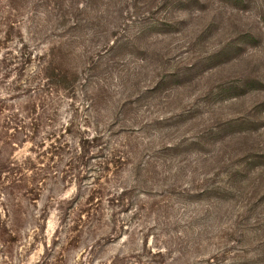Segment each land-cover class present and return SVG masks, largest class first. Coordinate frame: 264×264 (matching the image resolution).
Returning <instances> with one entry per match:
<instances>
[{
    "label": "rangeland",
    "instance_id": "374dc122",
    "mask_svg": "<svg viewBox=\"0 0 264 264\" xmlns=\"http://www.w3.org/2000/svg\"><path fill=\"white\" fill-rule=\"evenodd\" d=\"M169 1L168 7L158 5L160 9L139 10L141 19L123 27L126 31L119 35L125 40L145 32L147 40L144 49L159 47L167 52L169 59L176 62L171 66H178L174 71H181L180 78L181 75L185 77L183 81L162 87L147 102L141 103L139 111L137 109L133 115L154 121L186 111L183 117L186 121L184 127L172 120L167 123L164 120L160 126L152 122L150 137L146 135L141 139L139 135L142 134L137 132L135 141L145 143V139L149 138L148 143L152 140L153 147L159 149L162 145L191 139L195 133L214 125L217 120L250 116V120L259 126L253 129L251 137L239 136L238 141L234 140V148L239 152L238 157L246 151L259 158L254 163L240 161L234 166L241 174L239 180L244 181L241 186H236L235 191L240 194H236L230 205L222 207L206 197L186 199L178 194L168 196L164 192L167 184L162 169L158 168L150 172L148 183L142 184L147 187L144 190L146 195L134 193L131 200L127 198V203L132 206L126 210L109 202L120 187L133 184V173L125 166L116 174H110L109 183H105V179L97 181L110 188L111 192L109 194L107 190L104 194H94L92 200V187H99L93 183L101 169V161L93 158L95 154L86 141L94 136L93 129L98 122L102 128L115 114L124 120L125 116L116 111L114 105L125 91L123 83H129L127 93L133 90L136 82L143 90L154 81H159L156 76L158 64L151 62L149 55L146 57L131 47L100 54L106 32L109 35L113 28L107 31L105 19L97 16L93 8L92 11L89 9V0H0V41L8 39L6 46H1L0 50V97H15L16 108L30 118L26 131L23 130L29 135V138L25 136L27 143L16 147L13 155L21 162L32 157L45 177L37 202V211L45 218L44 230L38 234L30 232L29 236L14 243L12 253L7 254L9 258H0V264L3 261L7 264H108L114 255L123 250V244L126 246L136 239L139 244L142 239H148L149 247L153 248L159 241L162 243L160 247L186 254H175L171 264H211L212 261L214 264H225V261L227 264H264V197L260 198L264 194V0H246V8L242 5L233 8L228 0H201L200 6L192 3L193 8L180 5L187 0ZM135 11L125 9L118 21L112 20L113 24L119 23L122 28V22L131 19ZM164 23L167 27L158 28ZM196 28L205 29L206 35L202 39L195 35ZM249 33L258 37L256 46L247 37ZM238 37L246 38L241 42L244 58L227 51L230 42ZM220 50L227 51L231 61L216 62L218 70L214 72H218L212 77L206 76L208 64L201 68L205 78L195 74L190 80L183 74V68L189 63H196V59L209 62L208 58L218 55ZM22 53L27 55L24 58L27 60L28 54H32V62L26 65L23 73L14 72L18 64L10 66L8 62L1 63L6 55L18 60ZM42 55L43 61L40 60ZM92 57L101 61V69L96 74L88 70ZM141 59L146 62L142 63ZM46 61L53 62V65L43 71L44 79L37 75ZM54 69L56 73L66 69H73V73L77 70L78 80H73V88L66 91L58 86L52 87L53 90L46 93L50 96L53 92L56 105H47L48 109L44 110L38 103L36 113L32 114L29 107L32 108L35 99L30 100L32 90L25 85L32 82L35 88L36 85L47 84L46 77L51 76ZM92 75L98 76L102 80L100 83L110 88L107 101L94 107L91 99L99 79ZM250 75L253 76L251 79L256 78L262 84L250 83L249 91L239 89L244 94L232 100L236 101L235 104L224 101L225 98L223 101L213 98V103H210L202 97L204 91L216 85L243 86L247 82L245 77ZM45 89L50 88L45 86ZM218 91L215 88L213 94ZM67 128L72 130V134H65V139L71 142L70 148L62 142L63 148L58 155L52 154L50 145L56 138L59 139L53 138L52 134L59 135ZM9 131L10 134L16 133L15 129ZM113 133L114 141L121 142L123 135L119 126L114 128ZM215 149L211 147L208 151ZM201 152L197 148L194 152L186 151L181 159L191 158L194 167L198 158L209 156L208 152ZM220 166L217 167L224 170ZM191 167L187 168L188 173L192 172ZM196 168H201L199 178L202 182L201 174L207 173L205 171L209 168L205 165ZM1 203L0 195V212ZM89 203L93 206L89 207ZM96 205L98 208H94ZM89 208L97 209L98 225L107 223L117 227L114 232L110 230L109 235L113 238L107 240L106 245L101 243L100 233L88 228V214L82 211H89ZM100 213L104 215V222ZM120 236H124L121 241L118 240ZM20 253L24 256L23 262L20 261Z\"/></svg>",
    "mask_w": 264,
    "mask_h": 264
},
{
    "label": "trees",
    "instance_id": "16d2710c",
    "mask_svg": "<svg viewBox=\"0 0 264 264\" xmlns=\"http://www.w3.org/2000/svg\"><path fill=\"white\" fill-rule=\"evenodd\" d=\"M228 1L232 3L231 6L233 8H238L239 5H242V8H246L248 5L246 0ZM192 3L198 4L200 6L201 0H187L181 2L180 5L185 7L190 5L193 8L191 5ZM89 4V9L91 11L93 8L97 16L101 15L100 18L102 20L105 19L107 31L113 28L109 35L106 32L107 37L103 43V50H101L99 53L102 54L104 52L107 54L112 50H125L127 47L136 48L141 54L144 53V56L148 57L149 55V57H151V62L158 64L157 69H159V72L156 74V76L160 78H158L159 81H154L143 90L139 85V82H136L134 83L135 85H133V90L128 93L127 91L129 89V83H123L125 91L121 98H119L114 103V105L116 111L123 113L125 116L124 120L122 121L115 114V117L113 119L110 118V122H106L104 127L101 128L99 122L94 127V136L92 138L89 137L86 143L90 147L91 152H94L93 154H95L93 158L101 161V169L98 170L95 183H93L95 185H99V187L98 189H96L95 186L92 187L94 188V192L90 198L94 200V194H104L107 190V192L110 194L111 189H108L105 187V185L100 184L97 181L105 179V183H109L110 174L114 175L116 172H119L126 166L129 167L133 173V184L129 187H120L117 194L113 195L112 198L109 199V202H111L113 205L118 207L122 206L123 209L129 210V207L132 206L131 204L127 203V198L131 200V197L134 193L139 194V196H141V194L146 195L147 192L144 190H147V187L146 185L142 184L144 182L147 184L148 175L150 172L152 170L154 172L158 168L162 169V174L167 184V189L164 190V192L168 196H174L178 194L186 199H201L206 197L213 200L216 205H221V207L222 205H230L236 194H240L236 193V186H241L243 184L242 182H244L243 180H239V176L241 174L238 170L234 169V166L240 161H249L250 163H254L259 158L251 156V154L246 151L243 155L238 157L239 152H237L234 148L235 143H233V141H238L239 136L251 137L252 132H254L253 129H256L257 126H259L257 125V122H253V120L251 121L250 116L248 115L247 118L249 119L232 118L226 119L225 121L220 119L217 120L214 125L205 127L204 129L195 133L191 139H185V141L180 140L176 143L162 145L159 149L153 147L152 140L148 143L147 139L149 138L145 139V143L141 141L138 143L139 141H135L137 138L135 137L137 132L142 134L139 135L141 139H143L146 135L150 137L149 134L151 130L149 129L152 122L160 126L163 124L164 120H166V123L172 120L177 121L179 126L184 127V123L186 121V117L183 118L186 114V111H181L176 115L175 113H172L170 116L165 118L159 117L158 119H154V121H146L147 119L145 118L139 117L138 115H133L134 111L137 109L139 111V106L141 103L147 102V100L152 98L151 96L158 92V90H161L162 87L171 82L178 83L180 80L183 81L185 77L181 75L180 78L179 73L181 71H174V68L178 69V66H171L172 63L176 64V62L175 59H169V54L167 52L162 51L159 47L149 50L144 49L143 46L146 44L147 40L145 32L136 33L125 40L124 37L122 38L121 35H119V33L121 34V32L126 31L123 27H127L129 24H133L134 21L137 22L141 19V13L139 10L145 9L150 11L152 8L157 7L158 5L168 7L170 1L89 0ZM161 6L157 8L160 9ZM125 9H135L136 11L135 14L131 15V19H126L125 22H122V29L119 23H115V25L113 24L112 20L118 21L122 17V13ZM114 25L116 27H114ZM162 27H167V24H161L158 28ZM198 30L200 29H195V35L202 39L206 35V31L205 29L202 31ZM159 32H155V34H161ZM247 37L249 38L250 42L255 44V46L259 43L256 34L254 36L249 33ZM7 40L8 39L0 41V50H2L1 46H6L5 41ZM245 40L246 38L238 37L234 41L230 42V48L227 51H233L237 56H241L240 58H244L241 55V42ZM227 51L225 52L220 50L218 55L208 58L209 62L205 59H196V63H189L186 68H183V74L186 75V78L190 80H193L191 76L195 74L205 78V73L202 72L201 74V68L205 64H208L206 67H209V71L206 76L207 78L212 77L218 72H214L216 69L218 70V65H215L216 62L220 64L224 60L228 63L231 61L228 58L229 53ZM28 55L29 60H27V58L24 59L27 55H24L23 53L22 56L18 58V60L16 57L11 58L7 57L6 55L3 57L1 63L5 64L8 62L10 66L12 64H18V68L14 69V72L23 73L27 68L26 65L32 62V54L29 53ZM43 59L44 55L40 57V60L43 61ZM16 61H19V63ZM141 62L144 63L146 61L142 60ZM44 64H46L45 67L39 70L37 76H42L45 79V76H43V71H46L50 66L52 67L53 62L50 63L49 61H46ZM100 66V58L92 57V61L88 64V70L90 72L93 71V73L96 74L98 69H101ZM55 71L56 70L54 69L51 76L47 75V84H39L36 85L35 88H33L32 82H29L27 85H25V87H30L32 90L33 96L30 100L35 99L32 108L29 107L30 111H32V114L36 113L38 103H41L44 110L48 109L46 107L47 105L48 107L54 106L53 104H55V102L52 98L53 92L50 93V96L46 93H49L52 87L58 86L61 90L66 91L73 88V80L74 82L78 80L77 70H75L74 73L73 69L62 70L61 73H56ZM10 72H12V69ZM138 75L140 74H135V76ZM251 77L253 76L250 75V77H245L247 82L243 86H229L228 84H226L224 87H222L223 85L213 86L210 90L204 91L202 97L205 101L210 103H213V98L216 100H222L225 98L224 101H231L230 104H235L236 101L232 100L237 99L244 94L238 91L239 89L243 88L244 91H249L250 83L256 82L258 84H262L260 80H257L256 78L251 79ZM93 78H98V76L95 75ZM100 81L102 80L99 79L96 83L97 89L95 91L94 98L91 99L93 107L100 104V102L107 101V98L110 95L108 91L110 88H107V84L104 85V83H100ZM184 84L185 83L183 82V85ZM45 86L50 89H45ZM215 88H218L219 91L214 95L213 91ZM15 103V97H0V195L2 199V212H0V252L3 253V256L0 257L1 259L9 258L7 254L12 253L14 243H17L18 241L20 242V240L22 238L24 239L25 236H29L30 232L38 234L39 231H43V223L45 222L44 216L40 215V213L37 211V202L41 196L42 186L44 185L43 182L45 179L43 171L32 157H27L21 162L18 159H15L13 155L16 147H23L27 143L25 136L29 138V135H27L25 131L27 129V120L30 119L29 117H26L20 113V110L16 108L17 105H15ZM44 114L45 111H43L42 115ZM72 126L73 125L71 124L70 127ZM116 126L120 127L123 135L121 142H116L113 138V132ZM11 129H15L16 133L10 134L9 130ZM65 134H72L71 128H67L65 132H61L59 135L52 134L53 138L59 137V139L56 138L55 142L50 145L51 150H53L52 154L58 155V151L63 148V144L64 146L70 148L69 145L71 142L65 139ZM61 139H64V141H60ZM211 147L216 149L214 151H208ZM195 148L201 150V154L208 152L209 156H206L203 159L198 158V162L196 163L197 165L193 167V160H191V158L185 157L182 160L181 156H184L186 151L194 152ZM70 159L72 161L73 156H71ZM221 164L225 167L222 168L220 166ZM200 165H205V167L209 168L205 171L207 173L201 174L203 178L202 182L199 178V172L201 171V168H196ZM218 165L224 170H220L217 167ZM173 167H175V170L170 171ZM190 167L193 168V170L191 173H188L187 168ZM263 197L264 194L261 195L260 198ZM89 205V207L93 206L92 203H89ZM94 208H98V205H96ZM94 208H89V211H85L84 209L82 213L88 214L86 215L87 221L89 223V230L100 233L101 243L104 242L103 244L106 245L105 242L113 238V235H109L110 230L114 232L116 231L117 227H115V224L112 226L107 223H101L98 225L99 222L95 213V211L97 212V209L94 211ZM100 216L103 217L104 215H101L100 213ZM195 219L197 220L198 217H195ZM76 227L77 226L74 228ZM123 238L124 236H120L118 240L121 241ZM158 243V245H156L157 247L153 248L149 247L148 239H142L140 244L137 243V239L135 241L132 240V242L127 244L129 245V248H126L127 245L124 246L125 244H123V250H121L120 253L114 255V258L108 262V264H171L170 262L174 261L175 259V254L186 255L180 251L179 253H175L167 247H160L162 243L159 241ZM19 256L21 258L20 261L23 262L24 256L21 255V253ZM94 256L96 255L94 254ZM210 263L214 264V261ZM3 264H7V262L3 261ZM225 264H227L226 261Z\"/></svg>",
    "mask_w": 264,
    "mask_h": 264
}]
</instances>
